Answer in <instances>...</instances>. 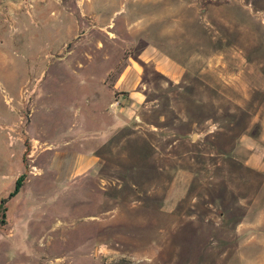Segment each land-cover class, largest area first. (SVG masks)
I'll return each instance as SVG.
<instances>
[{
    "label": "rangeland",
    "instance_id": "374dc122",
    "mask_svg": "<svg viewBox=\"0 0 264 264\" xmlns=\"http://www.w3.org/2000/svg\"><path fill=\"white\" fill-rule=\"evenodd\" d=\"M82 2L49 65L0 74V264H264V0Z\"/></svg>",
    "mask_w": 264,
    "mask_h": 264
},
{
    "label": "crops",
    "instance_id": "0c3cea01",
    "mask_svg": "<svg viewBox=\"0 0 264 264\" xmlns=\"http://www.w3.org/2000/svg\"><path fill=\"white\" fill-rule=\"evenodd\" d=\"M16 1L17 0H0V14L9 15L14 13L16 16L15 19H17L16 28H14L13 32L7 29L0 30V74L12 79H16L20 74L19 71H24L27 76V74L35 73V71L38 72L43 66L49 65V51L64 49L71 42L72 33L75 30L78 32L81 29L73 13L68 10L65 4H61V7L53 4H59L65 0H34V15L32 18H28L22 12L17 11L18 6L15 4ZM82 1L83 7H86V10L83 9L82 11L83 15L84 11L89 12L90 14L88 15L91 16L96 15L95 11L99 12V8L101 7H95L94 0ZM100 1L106 3L105 1L110 0ZM52 7H56V10L48 13L49 9ZM170 8L172 9L173 7ZM98 15L103 18L110 17L104 14L100 15V12ZM79 16L81 17L82 15ZM18 49L24 51L28 59V65H13L12 57ZM10 66L14 67L13 70L9 69ZM20 83L17 84V93L20 92ZM8 89L11 90V88ZM15 158L16 160L12 161L6 166V170L1 172L3 183L0 200L6 198L13 192L17 179L20 177L18 174L21 171V165L19 164L18 158ZM78 161L80 163L82 162L80 159Z\"/></svg>",
    "mask_w": 264,
    "mask_h": 264
},
{
    "label": "trees",
    "instance_id": "16d2710c",
    "mask_svg": "<svg viewBox=\"0 0 264 264\" xmlns=\"http://www.w3.org/2000/svg\"><path fill=\"white\" fill-rule=\"evenodd\" d=\"M22 179H23L22 177H19L17 179L16 186L13 192H11L6 198H2L0 200V223L1 224L5 223L4 218H5V212H6V204L8 203V200L13 198L18 193Z\"/></svg>",
    "mask_w": 264,
    "mask_h": 264
},
{
    "label": "built area",
    "instance_id": "2783aa9c",
    "mask_svg": "<svg viewBox=\"0 0 264 264\" xmlns=\"http://www.w3.org/2000/svg\"><path fill=\"white\" fill-rule=\"evenodd\" d=\"M28 158H31V154L28 155Z\"/></svg>",
    "mask_w": 264,
    "mask_h": 264
}]
</instances>
